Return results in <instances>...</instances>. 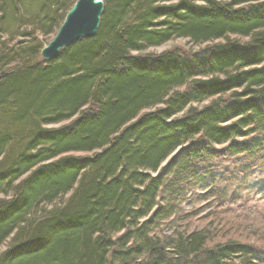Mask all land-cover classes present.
Returning a JSON list of instances; mask_svg holds the SVG:
<instances>
[{
  "label": "trees",
  "instance_id": "obj_1",
  "mask_svg": "<svg viewBox=\"0 0 264 264\" xmlns=\"http://www.w3.org/2000/svg\"><path fill=\"white\" fill-rule=\"evenodd\" d=\"M75 1L0 0V264H264L191 223L264 196V0H104L42 60Z\"/></svg>",
  "mask_w": 264,
  "mask_h": 264
},
{
  "label": "rangeland",
  "instance_id": "obj_2",
  "mask_svg": "<svg viewBox=\"0 0 264 264\" xmlns=\"http://www.w3.org/2000/svg\"><path fill=\"white\" fill-rule=\"evenodd\" d=\"M39 38L43 43H47L53 38V35L43 36L39 35ZM229 40H238L239 42H247L250 40L248 37H238L231 35ZM222 39L218 42H224ZM207 45H212V43H205L195 45L189 42L188 39L177 38L173 39L161 46L151 47L147 50L149 53H161L167 50H176L184 49L187 51H194L204 48ZM41 58V52H40ZM69 123V121H64L60 124L51 126V127H60ZM75 155H85L86 153L75 152L72 153ZM1 160V159H0ZM2 163V160L0 164ZM72 194V191L69 192L63 200H66L68 196ZM11 195L8 196L0 193V199H8ZM204 206L209 205L208 202H203ZM213 205L212 211H216V215L212 217H202L200 220L198 218L192 219V226H207L209 221L213 223L212 232H217L216 240L224 241L226 239H235L247 243L257 245L256 247L264 248V196L258 194L256 191L245 192L242 191V197H239L236 201L233 202H224L223 205H218L217 200L211 202ZM187 208V205H185ZM36 216H39L37 213ZM214 221V222H213ZM14 244L12 238L7 240L5 244L0 247V254L11 247Z\"/></svg>",
  "mask_w": 264,
  "mask_h": 264
},
{
  "label": "water",
  "instance_id": "obj_3",
  "mask_svg": "<svg viewBox=\"0 0 264 264\" xmlns=\"http://www.w3.org/2000/svg\"><path fill=\"white\" fill-rule=\"evenodd\" d=\"M103 11L104 0H76L55 36L41 50L42 60H54L64 48L81 39L94 37Z\"/></svg>",
  "mask_w": 264,
  "mask_h": 264
},
{
  "label": "bare ground",
  "instance_id": "obj_4",
  "mask_svg": "<svg viewBox=\"0 0 264 264\" xmlns=\"http://www.w3.org/2000/svg\"><path fill=\"white\" fill-rule=\"evenodd\" d=\"M75 3H76V1H75ZM75 3H74V4H75ZM72 7H73V6H72Z\"/></svg>",
  "mask_w": 264,
  "mask_h": 264
}]
</instances>
